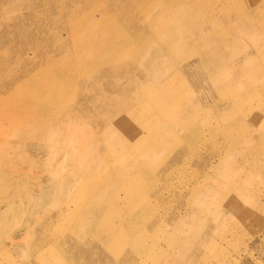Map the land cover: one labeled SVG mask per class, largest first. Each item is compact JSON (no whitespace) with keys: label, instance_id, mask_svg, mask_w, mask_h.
Instances as JSON below:
<instances>
[{"label":"rangeland","instance_id":"rangeland-1","mask_svg":"<svg viewBox=\"0 0 264 264\" xmlns=\"http://www.w3.org/2000/svg\"><path fill=\"white\" fill-rule=\"evenodd\" d=\"M16 1L0 0V34L12 15L38 9L35 0H19L18 7ZM133 1L43 0L39 13L48 39L41 33L26 50L18 37L0 44V108L41 94V107L26 102L37 111L31 125L57 129L55 116L78 118L55 139L34 125L31 139L0 136V264H264V0H202L192 20L181 5L199 0L135 1L138 20H120L112 30L131 38L141 31L142 42L128 47L131 54L116 50L111 61L104 53L103 63L86 35L71 40L72 23V30H82L87 16L91 22L101 14L117 18L116 10ZM212 17L220 25L211 37ZM38 20L30 19L29 35ZM192 24L205 29L211 46L205 56L201 43L189 42L198 34L188 30ZM146 45L154 61L166 62L159 84L165 98L153 103L132 79L145 82L138 70ZM42 51L67 59L40 62ZM30 63L40 65L14 79ZM42 87L47 93H39ZM103 98L118 102L105 105ZM104 113L111 117L105 124ZM139 131L144 139L135 138Z\"/></svg>","mask_w":264,"mask_h":264},{"label":"bare ground","instance_id":"bare-ground-1","mask_svg":"<svg viewBox=\"0 0 264 264\" xmlns=\"http://www.w3.org/2000/svg\"><path fill=\"white\" fill-rule=\"evenodd\" d=\"M36 2H38V9L37 8H35L36 6H33L32 8L30 7V8H26V11H22L21 10V12H19V14H17V15H12L11 16V18L8 20L9 21V23L7 22L6 24L5 23H3V28H4V31L0 34V44H8V43H12V42H14L15 41V39L18 37V38H20V39H24V41H25V45H26V48L25 47H23V50H26L27 49V46L28 45H30V44H32V43H34V42H37V38L36 37H38V36H40V34L42 33V31L44 30V25H43V17H42V15H40V13L39 12H41V11H44V10H42L41 9V7H42V5H43V0H35ZM127 1V0H126ZM129 1V0H128ZM135 1H139V0H135ZM135 1H133V3H131L130 5H127V8H122V9H117L116 10V14H117V18H118V20H117V18H116V16H114V14H112L110 17H107V18H103L102 17V14H101V16H100V18H96L95 16H93V21L92 22H94V23H92L91 21H89V16H87L86 18H87V20L85 21V23H86V27L84 28V29H82V30H80L79 28H74L73 30H72V28H73V26H74V23H72L71 25H69V28H70V31H71V34L73 35V38L71 39L72 41H73V43L74 42H76L77 40L78 41H80L81 42V40H83V39H88L89 40V42H90V44L93 46L94 45V48L99 52V57L98 58H96L95 60H97L99 63H103V61L106 59L105 57L106 56H104V53H108L107 54V56L109 55L110 57H109V60L111 61V58H114V53H115V51L116 50H118V49H123V48H128V47H132L133 49H135L136 50V48H137V45H138V43H140V42H142V38L144 37L142 34H141V31L139 32V33H135V38H131L128 34L127 35H119L117 32H115L114 30H112L113 29V26H115L116 25V23H119V21L121 20L123 23L124 22H134V20H138V19H136V10L138 9V5H136L135 4ZM166 1V0H165ZM253 1V0H252ZM258 1V0H257ZM18 2H19V0H17L16 1V6L18 5ZM114 2V1H113ZM123 2V1H122ZM121 2V3H122ZM171 2V1H170ZM263 2V1H262ZM261 2V3H262ZM10 3H12V0H9V4ZM15 3V2H14ZM88 3V2H87ZM86 3V4H87ZM115 3V2H114ZM137 3V2H136ZM201 3H202V0L200 1H196V2H192V3H190L189 5H184V3L181 5V6H183L182 8L186 11L185 12V14H188V20H192L191 18H192V16L196 13V10L197 9H199L200 7H201ZM253 3V2H252ZM260 3V4H261ZM23 4H24V2H23ZM117 4V3H116ZM232 4H234V3H232ZM114 5V4H113ZM169 6V5H168ZM174 6H177V5H174ZM179 6V5H178ZM177 6V7H178ZM233 6V5H232ZM18 7V6H17ZM21 7V6H20ZM147 7V6H146ZM153 7V6H152ZM180 7V6H179ZM235 7V6H234ZM86 8V7H85ZM118 8V7H117ZM151 8V7H150ZM182 8H180V9H182ZM244 8V7H243ZM243 8H239V9H243ZM19 9V8H18ZM109 9V8H108ZM144 9V8H143ZM142 9V10H143ZM174 9H176V7L174 8ZM263 9V8H262ZM261 9V10H262ZM211 10H213V6L211 7ZM229 9H227L226 10V14H228L229 13V11H228ZM74 12H73V14L76 16L77 14L79 15V8H78V6H76L75 5V7H74V10H73ZM216 11V10H215ZM214 11V12H215ZM240 11V10H239ZM140 12V11H139ZM182 12V11H181ZM224 12V11H223ZM238 12V11H237ZM242 12V11H241ZM240 12V13H241ZM256 12V11H255ZM184 13V12H183ZM105 14V13H104ZM111 14V13H110ZM128 14V15H127ZM129 14H130V16H129ZM139 14V13H138ZM239 14V13H238ZM109 15V14H108ZM240 15V14H239ZM248 15V14H247ZM253 15V14H252ZM251 15V16H252ZM250 16V15H249ZM39 18V20H38V22H39V26H37L36 28H35V30L33 31V33L31 34V35H29L27 32H26V30H28V26H29V24H30V19H34V18ZM82 19H84V18H82ZM91 19V20H92ZM146 20L148 21L149 19H148V17H146ZM90 22V23H89ZM209 22H210V24H209V30H211V32H210V36L212 37V36H214L215 35V32H216V28L220 25V22L217 20V19H215V18H211V19H209ZM236 23V22H235ZM89 24H91V25H89ZM119 24H121V23H119ZM133 24V23H132ZM143 24H144V22H143ZM153 24V23H152ZM151 23H147V25H148V30H152V27H153V25H152ZM126 25V23L124 24V26ZM129 25V24H128ZM195 24H192V26L191 25H189V29L188 30H190V32H192V31H196V33H198L197 35L195 34L194 36L192 35L191 37H190V39H189V42L190 43H192V44H199V43H201L200 44V49H199V52H200V54L202 55V56H205V55H207V54H209V49H210V45H209V43H208V41L206 40V41H204L205 39V37L204 36H206L205 34V32H204V30L205 29H202V30H199V32H198V29H196V26H195V28L193 27ZM127 26V25H126ZM133 26V25H132ZM135 26V25H134ZM229 26V25H228ZM146 29V30H147ZM218 29V28H217ZM227 29V28H226ZM226 29H224V30H226ZM143 30V29H142ZM229 30H231L233 33H235V32H239V30H237L235 27H231L230 26V29ZM134 31V30H133ZM115 32V33H114ZM228 32V31H227ZM219 32H218V30H217V34H218ZM43 34V33H42ZM131 34H133V33H131ZM130 34V35H131ZM85 35L87 36L86 38H84L85 37ZM98 35V36H97ZM41 38H42V41H44L45 40V36H44V34L42 35V36H40ZM148 37V36H147ZM207 37V36H206ZM48 39V38H47ZM46 39V40H47ZM211 39V38H210ZM45 40V41H46ZM60 41V39L57 37V38H52V41L54 42V41H56V42H59ZM134 40V41H133ZM145 41V40H144ZM216 41V40H215ZM40 42V41H39ZM206 42V43H205ZM61 44V43H60ZM76 44V43H75ZM65 46V45H64ZM147 46V45H146ZM152 46V45H151ZM147 48H148V52L146 53V55L139 61L140 62V67L139 68H142L141 70H138V71H140L141 72V74L140 75H142V77L141 78H143L144 80H145V82H142L143 80H141V79H139L138 77L139 76H134V77H136V78H132V79H134V81L133 82H135L134 83V85H135V87L137 86V87H139L140 88V90H141V92L144 94V96L146 97V98H148L149 100H150V102H152L153 100H155V99H164L165 98V96L163 95V93L165 92V90H164V85H160L159 86V84H161V82L163 83V80H164V78H165V74H166V72H165V70H164V67H165V64H166V62H164V60L163 61H160L161 63L159 64L158 63V61L156 62V61H154V58L155 57H153L154 55H155V53L153 54L152 53V51H150V49H151V47L150 46H147ZM129 49V48H128ZM139 49H140V46H139ZM130 50V54H131V48L129 49ZM138 50V49H137ZM64 51H66V49L64 48ZM123 51V50H122ZM125 53V56H126V52H124ZM134 54V53H133ZM42 55L44 56V58H42V60H39L40 62H45V63H50V62H55V59H59L60 57H59V54L57 53V52H55V51H51V52H45V51H42ZM124 55V54H123ZM156 55H160V56H162V55H164V50H158V51H156ZM130 56H133V55H130ZM126 58V57H125ZM61 60L60 61H58V62H60V63H63L66 59H67V56H62L61 58H60ZM131 59V58H130ZM133 59V58H132ZM248 59V58H247ZM94 60V61H95ZM195 60V59H194ZM198 60V59H197ZM133 61V60H132ZM131 61V62H132ZM244 61H246V60H244ZM104 62H106V61H104ZM198 62V61H197ZM123 63V62H122ZM190 63V62H189ZM199 63V62H198ZM243 63V62H242ZM89 64V63H88ZM94 64V63H93ZM118 64V63H117ZM119 64H121V63H119ZM182 64H184V63H182ZM193 64H195V63H193ZM40 64H38V65H36L35 63H30V65L24 70V72H22L21 74H19V73H14L13 75H16V77H14V79H17V80H19L20 78L21 79H23V76H27V73H28V71H33L35 68H37L38 66H39ZM138 65V64H137ZM180 65H181V63H180ZM195 65H197V64H195ZM245 65V64H244ZM88 66V65H87ZM92 66V65H91ZM136 66V65H135ZM193 66V65H192ZM232 66H234V65H232ZM231 66V67H232ZM59 67H61V66H59ZM107 67V66H106ZM110 67V66H109ZM185 67H187L186 66V64H185ZM189 67V66H188ZM195 67V66H194ZM197 67V66H196ZM231 67H230V69H231ZM137 68V67H136ZM136 68H134V69H136ZM182 68H183V65H182ZM190 68V67H189ZM6 69V68H5ZM60 68H58V70H59ZM89 69V68H88ZM170 69H172V67L170 68ZM169 69V70H170ZM194 69V68H193ZM236 69V68H235ZM234 69V70H235ZM2 70V69H1ZM92 70V69H91ZM90 70V71H91ZM168 70V71H169ZM203 70V69H202ZM201 70V71H202ZM5 71V70H4ZM132 69H131V73H132ZM167 71V72H168ZM177 71V70H176ZM232 71V70H231ZM2 72H3V70H2ZM102 72V71H101ZM190 72V71H189ZM205 72V71H204ZM87 73V72H86ZM98 73H99V71H98ZM131 73H130V75H131ZM135 73H136V70H135ZM170 73V72H169ZM174 73V72H173ZM206 73V72H205ZM100 74V73H99ZM107 74V73H106ZM231 74V73H230ZM20 75H22V77H19ZM88 75V74H87ZM108 75H109V73H108ZM107 75V76H108ZM129 75V74H128ZM130 75L128 76V77H130ZM206 75V74H205ZM229 75V74H228ZM97 76H98V74H97ZM100 76H101V74H100ZM99 76V77H100ZM104 76V75H103ZM106 76V75H105ZM109 76H111V75H109ZM194 76V75H193ZM24 77V78H25ZM85 77V76H84ZM118 77V76H117ZM116 77V78H117ZM168 77V76H167ZM98 78V77H97ZM120 78H121V76H120ZM175 78H179V75H177ZM185 78V77H184ZM253 78V77H252ZM256 78V77H255ZM112 79V78H111ZM110 78H109V80H111ZM122 79H124V77L122 78ZM170 79V78H169ZM200 79V78H199ZM198 79V80H199ZM116 80V79H115ZM128 80H130V79H128ZM185 80V79H184ZM209 80V79H208ZM208 80L206 81V82H208ZM7 80H5V81H2V88H7V92L8 91H10V89H8L9 88V82L7 81ZM84 80H82V82H83ZM108 81V80H107ZM113 81V80H112ZM81 82V83H82ZM103 82V81H102ZM109 82V81H108ZM111 82V81H110ZM127 82H129V81H127ZM166 82V85H167V87L168 86H171V85H173V81H172V77H171V80H165L164 81V83ZM185 82H186V80H185ZM190 82V81H189ZM97 83H98V81H97ZM119 83H120V80H119ZM121 83H123V81L121 82ZM195 83V82H194ZM104 84H106V83H104ZM114 84V83H113ZM137 84V85H136ZM191 84H192V82H191ZM210 84V83H209ZM209 84H208V86H209ZM247 84V83H246ZM107 85V84H106ZM121 85V84H120ZM128 85V83H126V86ZM133 85V86H134ZM193 85V84H192ZM91 86V85H90ZM100 86V85H99ZM129 86V85H128ZM132 86V85H131ZM132 86V87H133ZM212 86V85H211ZM105 87V86H104ZM115 87V86H114ZM131 87V88H132ZM176 87V86H175ZM206 87V86H205ZM100 88V87H99ZM134 88V87H133ZM210 88V87H209ZM230 88V87H229ZM90 89H91V87H90ZM93 89V88H92ZM109 89V88H108ZM208 89V88H207ZM98 90V89H97ZM111 90V89H110ZM121 90V89H120ZM125 90V89H124ZM136 90V89H135ZM134 90V91H135ZM174 90V89H173ZM209 90V89H208ZM214 90V89H213ZM95 91V90H94ZM101 91H103L102 89H101ZM105 91V90H104ZM137 91V90H136ZM212 91V90H211ZM211 91H209V92H211ZM43 92H46L47 93V88L46 87H42L40 90H39V93H43ZM88 92H91V91H88ZM107 92V91H106ZM109 92V91H108ZM117 92H119V91H117ZM116 92V93H117ZM126 92V91H125ZM204 92H206V91H204ZM0 93H1V90H0ZM92 93V92H91ZM98 93V92H97ZM137 93V92H136ZM171 93V92H170ZM173 93V92H172ZM188 93V92H187ZM3 94H5V92L3 93ZM95 94V93H94ZM93 94V95H94ZM110 94V93H109ZM122 94V93H121ZM148 94H150L151 96H150V98L147 96ZM188 94H190V93H188ZM197 94V93H196ZM206 94V93H205ZM212 94V93H211ZM210 94V95H211ZM91 95V94H90ZM137 95V94H136ZM187 94H185V96H186ZM194 95V94H193ZM198 95V94H197ZM209 95V94H208ZM61 96V97H60ZM59 97H60V102H59V104L58 105H60V107H62L63 105H64V103L66 102V96H65V94L63 93L62 95H60ZM109 96V95H108ZM107 96V97H108ZM201 96V95H200ZM203 96V95H202ZM138 97H139V95H138ZM138 97H137V99H138ZM204 97V96H203ZM207 97V96H206ZM214 97V96H213ZM8 98H11V97H9V95H8ZM43 98V96L41 95V94H39L38 96H37V99H24V100H22L19 104H17V105H19V106H14V105H16V101L15 100H10V101H7L6 102V104L4 105V106H2L1 108H0V136H3L4 138H11V137H13V139L16 137V139H19V138H27V139H31V138H29L28 137V135H29V133H30V131L28 130V129H30V127L31 126H35V129H38V130H41L42 132H43V134H44V130L45 131H47L48 130V135H47V138L48 139H55L56 138V136L60 133V135H62V134H66L67 133V131H71L72 130V125H73V122L75 121V120H77L78 118H76V117H74V116H66V117H63V120H61V115H59V116H55V120H59L58 122H60V124L58 125V128L56 129V128H46V127H44V128H42V124H40V125H38V123L35 121V124L33 123L32 125H31V121H30V119L31 118H34V116H36L37 115V111H35V110H33V108H30V106L29 105H27L26 104V102H31V103H34V106L36 107V106H39V107H41L42 105H41V103H44L45 102V98L44 99H42ZM114 98H116V97H114ZM141 98V97H140ZM139 98V99H140ZM94 99V98H93ZM92 99V102H94V103H96L97 102V100L99 99V97L98 98H96V99H94L93 100ZM117 99V98H116ZM116 99H111V98H108V99H106L105 100V98H103L102 100H103V103H105V105H109V103L112 101V100H114V101H112V103H114L115 101H117ZM119 99V98H118ZM202 99V98H201ZM62 100V101H61ZM95 100H96V102H95ZM183 100V99H182ZM207 100H208V98H207ZM108 101V102H107ZM188 101V100H187ZM209 101V100H208ZM25 102V103H24ZM58 102V101H57ZM82 102V101H81ZM118 102V101H117ZM183 102V101H182ZM24 103V104H23ZM93 103V104H94ZM99 103V102H98ZM147 103V102H146ZM145 103V104H146ZM153 103V102H152ZM156 103V102H155ZM102 104V103H101ZM125 104V103H124ZM123 104V105H124ZM68 105H69V102H68ZM147 105V104H146ZM44 106V105H43ZM65 106V105H64ZM71 106H73V105H71ZM80 106V105H79ZM92 106V105H91ZM142 106H144V105H142ZM161 106V105H160ZM199 106V105H198ZM67 107V106H66ZM120 107H122V106H120ZM119 107V108H120ZM126 107H128V104H126ZM148 107V106H147ZM157 107V106H156ZM162 107V106H161ZM166 107V106H165ZM176 107V106H175ZM178 107V106H177ZM69 108V107H68ZM97 108H99V106H97ZM100 108L102 109V110H104V106H100ZM127 110L129 109V108H126ZM143 109V108H142ZM149 110H151L150 108H148ZM158 109V108H157ZM167 109V108H166ZM166 109H163V110H166ZM71 110V109H70ZM68 111V110H67ZM96 111H98V110H96ZM169 111V110H168ZM177 111V110H176ZM69 112V111H68ZM77 112V111H76ZM122 112H123V108H122V110L121 109H118V113H117V115H119V114H122ZM129 112V111H128ZM78 114L79 113H81V112H77ZM175 113V112H174ZM60 114V113H59ZM69 114V113H68ZM78 114H77V117H78ZM105 114V113H104ZM110 115H112V116H114V115H116V114H112V113H109ZM145 114V113H144ZM147 114V113H146ZM149 114V113H148ZM41 115V114H40ZM76 115V114H75ZM178 115V114H177ZM81 116H83V114L81 115ZM172 116V115H171ZM223 116V115H222ZM175 117H176V115H175ZM79 118H80V116H79ZM222 118V117H221ZM101 120H102V122H104V124H105V120L106 121H110L111 120V117L110 116H108V115H101ZM153 120V119H152ZM194 120V119H193ZM171 123L172 121H171V118H166L165 119V121H164V123ZM142 125L143 124H139L138 125V127H137V129L136 130H138V129H140V128H142ZM56 126V125H55ZM137 126V125H136ZM101 128V127H100ZM54 129H56V130H54ZM56 133H58V134H56ZM138 133V132H137ZM141 132L139 131V133H138V135H136L135 136V138L136 139H144V136H142L141 134H140ZM250 133V132H249ZM252 133H253V131H252ZM251 133V134H252ZM144 135V134H143ZM248 135H250V134H248ZM247 135V136H248ZM76 137L77 138H79V135L77 134L76 135ZM205 138V137H204ZM73 139V138H72ZM60 140V139H59ZM33 143V142H32ZM35 143V142H34ZM261 144V143H260ZM36 145V144H35ZM31 147V146H30ZM39 147V146H38ZM44 149V148H43ZM256 150V149H255ZM40 151V150H39ZM249 157V156H248ZM121 164H122V162H121ZM13 183V182H12ZM264 183V182H263ZM262 183V184H263ZM15 187V186H14ZM142 188V187H141ZM141 190V189H140ZM139 190V191H140ZM142 192H143V189H142ZM244 193V192H243ZM138 194V193H137ZM140 194V193H139ZM143 193H141V195H142ZM239 195V194H238ZM140 197V196H139ZM61 203H63V202H61ZM60 203V204H61ZM57 207H58V205H57ZM61 208V207H60ZM83 235V234H82ZM95 236V235H94ZM96 253V252H95ZM126 253V252H125ZM72 254V253H71ZM128 254V253H127ZM130 255V254H129ZM115 257V256H114ZM128 257V256H127ZM82 258V257H81ZM99 258V257H98ZM106 258H108V257H106ZM118 258V257H117ZM66 259V258H65ZM125 259V258H124ZM107 260V259H106ZM105 260V261H106ZM119 260V259H118ZM127 260V259H126ZM129 261H131V260H129ZM95 262H96V260H95ZM94 262V263H95ZM116 262V261H115ZM118 263H119V261H118ZM116 264V263H115Z\"/></svg>","mask_w":264,"mask_h":264}]
</instances>
